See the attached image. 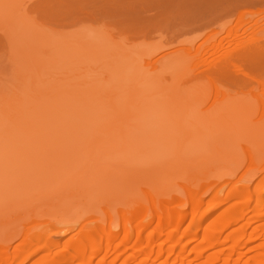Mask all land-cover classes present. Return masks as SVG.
<instances>
[{"label":"rangeland","instance_id":"1","mask_svg":"<svg viewBox=\"0 0 264 264\" xmlns=\"http://www.w3.org/2000/svg\"><path fill=\"white\" fill-rule=\"evenodd\" d=\"M71 1L0 0V261L30 264L37 257L23 263L21 258L31 239L37 244L32 248L41 245L38 232L49 242L59 240L53 250L75 241L82 228L104 227L118 234L117 244L149 220L143 233L157 231L165 210L178 221L199 199L204 200L196 213L211 211L202 224L218 222L235 201L244 200L224 202L225 197L246 187L252 210L244 216L246 224L234 225L247 232L230 263L246 264L262 255L254 247L264 237L248 243L259 224L254 198L264 197L260 88L210 74L196 77L194 63L187 65V42L162 50L166 36L124 34L107 16L82 7L84 1ZM192 34H183L184 39ZM175 49L187 61H159ZM175 197L183 204L166 203ZM217 202L223 205L210 210ZM128 217L133 221L125 230ZM250 219L256 221L252 226ZM190 220L187 216L174 235L195 232ZM234 226L220 239L225 241ZM165 240L157 238L154 251L165 249ZM131 241L126 256L146 245L134 250ZM230 246L222 241L208 251L222 253ZM122 248L111 250L106 264H124L125 254L114 258ZM175 257L176 252L165 263L186 264Z\"/></svg>","mask_w":264,"mask_h":264},{"label":"bare ground","instance_id":"2","mask_svg":"<svg viewBox=\"0 0 264 264\" xmlns=\"http://www.w3.org/2000/svg\"><path fill=\"white\" fill-rule=\"evenodd\" d=\"M74 1H75L74 3H76V1L80 2V0H74ZM82 1H84L85 4L82 3ZM82 1L80 2V4L82 5L84 4V6L82 7H85V9L86 8L89 9L92 15L93 14L95 15L96 14L95 12H100V14L107 16L109 18L108 21L111 20L113 24L114 23L116 25L118 24L117 26L118 27L120 26L119 28H122V33L124 34H132L135 36L136 35L150 36V34L152 35L154 34L153 37L154 36L156 37L155 34L161 37L166 36L165 37L166 41L165 43H163L164 45L161 46L162 48L160 47V49L162 50L168 49L166 47L169 48L171 47L174 48L176 46L180 47L181 45H183L182 44L184 43L183 41L187 42L189 48L185 50L186 52L184 51L183 48V52L187 53L188 61L186 60V57L183 56L186 54L183 55L178 54V52L175 49L174 52L171 53L170 51L169 53H166L163 56H161L162 58L159 61H161L162 63L165 61L166 62L165 65H168L169 61L171 63L176 61L174 62L176 64L177 61H179L180 63L184 60L188 62L187 65H190L193 62L194 66L191 64L193 66L192 67L193 74L198 71L197 73H195V76L198 73L199 75L210 74L211 76L215 75L216 78L219 77L222 80H224L223 78L225 77V79H229L234 83H238L239 85L240 84L244 85V87L245 85L247 86L250 85V87L251 86L253 88L255 87V89L260 88L261 97L259 98L261 99V101L264 100L263 99L264 98L263 97L264 96V0H82ZM62 2L64 4V1ZM79 2H77V4L73 3L75 5L73 7L76 8L77 7L76 5H79L78 4ZM73 7L71 5V8ZM75 8H73L74 10L71 9V12L76 11ZM185 33H190V34L193 33L195 36L192 37L190 36L191 39L185 40L183 36V34ZM200 39L202 40L199 41ZM189 61L191 62L190 64ZM199 75L196 77H199ZM247 86L246 88H248ZM263 103L264 101H262V103L260 102L259 104L260 105L259 108L263 106V108L262 107L260 108L262 110H264ZM251 112L253 113V110ZM215 183L213 185H215ZM246 188L244 189L241 188V190L239 189L238 192L234 191L233 193L230 191L231 193L230 192H229L230 194L228 193L229 196L227 195L228 197H225L226 199L224 202H226L227 200L229 201L234 197L236 198L238 197V199L240 200L244 199V200L243 202L238 201V204L235 201V205L232 204L234 205L233 208L231 210L229 209L230 210L229 214L224 218H222L221 220H219L218 222L215 221L209 222V220H207V222L202 224L203 222L202 219L207 216L206 214L208 212L211 213V211L208 210L210 208L209 206V208L207 209L205 208V211L208 210L206 211L207 213L203 212L205 214V215L203 214V216L205 217L200 216L201 211L199 213H196V211L200 207L199 205H201L204 200V199L203 200L199 199L197 200V203L196 201L192 202L193 204L191 203L192 204L191 206L193 207L192 209H190V212L189 210H187L188 212L183 211L184 214H182L181 212V217H179L178 221L172 218L173 215L171 212L165 210L164 212H166V214H164L163 212L164 209L159 208V210L161 209L160 211L162 215L163 214L164 215L163 217L158 216L157 231L146 230L145 231L146 235L145 233H143L144 232L143 230L147 229V227L150 225V222H152V220H149L142 224L141 229H139V231L135 235L130 236L128 234L127 235L125 234L121 238V240L117 242V244L114 243V241L117 238L118 234L111 231H106L105 229H103L104 227L97 228L95 229V231L92 228L86 230L82 228V230L77 232V234L79 235L76 237L75 241L72 242V240L74 239L71 237V235H69L68 236L69 238H67L66 240L69 239L71 240L72 238L70 242L67 241L64 243L62 242L63 243L62 247L63 246L64 247L61 250H59V248L57 250L55 249L53 250L51 249L53 245L54 248L57 245H58L57 247H60L59 244L57 243V241L59 240H57L56 242L55 241L49 242L50 241L49 238L45 237L47 236L46 233L45 234L42 233L43 236H41V234L38 232L37 233L38 235L36 234L35 237L36 236L38 237V242L40 241L39 243L41 245L32 248L35 245L34 243L36 242L32 243V241L34 240L31 239L32 240L31 241L29 239L32 246L30 248L27 247V251L24 252L25 254H23V258H21L22 259L21 261L23 263L25 260L27 261V259L37 257L35 258L36 260L34 258L33 260H31V263L34 261L32 264H67V263L71 264L75 261L77 263L74 264H106L107 259L104 257H106L111 250L113 252L115 250H118L120 246L123 247L121 250H119V253L117 252V256L114 257L116 260V258L122 257L125 254L127 245L132 240L134 244L133 245L134 250H135V246H137L136 248L138 249L139 245H141L142 242L146 244L144 247L145 249L143 247L142 249L140 246L137 252L128 253L127 256L125 254V258L124 256L122 257V259L124 258L122 262L124 264L131 263V261L133 260H136L135 264H145L147 262H151V261L155 262L156 260L158 261L161 259L163 260L162 264H166L167 263L166 260L168 261V258L175 252H176L175 258L180 259L183 263L187 261L186 264H191L193 262L192 260L195 261L201 260V262L203 261V263L201 264H215L216 262L220 261V259L224 260L223 261L224 264H231L230 263L232 260L231 258L234 255V252H236L235 249H237V247H240V240L246 237L245 234L247 232V228H245L244 225L241 226L242 229L239 231H237L238 229H236L238 226L235 227L234 225H241V223L243 224V222L246 224L244 216H246L249 210H252L249 209L250 208L249 204L251 202V200L249 199L250 191L249 188L248 191ZM263 192H258V193L262 194ZM259 196L260 195H256L255 197L256 199L254 198L255 200L254 204H256L254 206L256 215L254 216H256L255 220L259 222V224L258 226L256 224L255 225L256 227L253 228L254 229L253 232L249 233L250 235L248 237V243H252L253 241H256V239H260L264 237V221H262V218L264 217L263 216L264 197L263 195L260 197ZM179 200L180 199L175 197L166 203L172 204L173 202V204L175 203L174 204L175 206L177 204L182 205L183 200L181 201ZM221 202H217L219 204L216 203L212 205L210 210L213 208H214L213 210H215L216 207L222 204ZM168 213L170 214L168 215ZM186 213H188V215ZM187 216L191 219L190 220L191 227L193 225L196 231L194 232V230H192L189 231V234L181 233L179 234V237L175 236L176 235V234L174 235L175 231ZM161 217L163 218V220ZM126 219L127 220L124 219L123 222V227L125 230H127L128 229L127 227L132 224V223L130 224V222L133 221L131 217H128ZM252 220L250 222L248 221L249 223L247 222L249 224L248 226H250L252 222L253 223L256 222ZM252 225L253 224H251V226ZM233 226L235 227L236 230H233L230 233H228V235L225 238V241L221 240L220 239L221 233L223 231L225 232V230H227L230 227L232 228ZM200 229L203 230L202 231L203 233H201L202 237H200L199 240L198 233L200 232ZM243 230H245V232ZM27 236L29 237L30 235ZM162 236L166 237L165 240L166 248L163 249L165 247L164 246L162 248L160 247L157 251H154L155 241L157 240V238ZM84 237L85 238L88 237L86 239L90 241L91 244L90 246L86 247L85 241L83 240ZM42 239L44 240V244H42L43 242L41 243ZM183 239H185L184 244H183L184 241ZM194 240H199L198 242L199 245H196V247L193 249H187L188 244H190ZM222 241L223 243L226 242L228 244H231V246L233 244L232 247L230 246L231 247L230 251H226V252L223 251L222 253L208 251L209 249H212L218 245L220 246V244H222ZM27 245L30 246V244ZM254 249L259 252L261 251L262 255H260L261 254L260 253L259 254L260 256H258L256 253V256L255 257L252 256L254 258L252 259L251 257L246 264H264V242L262 244H259L256 248L254 247ZM86 250H88L89 253H87ZM227 252L229 253L225 255V253ZM42 253H44V256H41ZM99 257H101L103 260ZM97 258H99L100 260L98 261ZM2 259H5V257L1 258V260ZM104 259L106 261H104ZM188 259L191 260L188 261ZM9 260L7 261V263L9 262ZM5 263H6V259L0 261V264H5Z\"/></svg>","mask_w":264,"mask_h":264}]
</instances>
